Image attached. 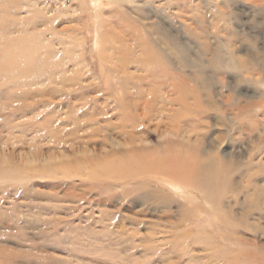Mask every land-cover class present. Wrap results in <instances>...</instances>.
<instances>
[{
	"label": "rangeland",
	"instance_id": "1",
	"mask_svg": "<svg viewBox=\"0 0 264 264\" xmlns=\"http://www.w3.org/2000/svg\"><path fill=\"white\" fill-rule=\"evenodd\" d=\"M0 5L11 26L4 36L0 26V264H264V195H254L264 189L255 179L264 174V0ZM5 39L17 50L5 51ZM108 45L153 63L122 68ZM121 104L131 116L150 105L158 120L180 121L200 158L236 167L220 211L199 196L191 205L158 175L145 185L93 181L90 167L74 165L127 140L105 128L117 127ZM149 131L140 139L153 155L189 151ZM65 161L66 176L55 170ZM136 186L148 198L137 201Z\"/></svg>",
	"mask_w": 264,
	"mask_h": 264
},
{
	"label": "bare ground",
	"instance_id": "2",
	"mask_svg": "<svg viewBox=\"0 0 264 264\" xmlns=\"http://www.w3.org/2000/svg\"><path fill=\"white\" fill-rule=\"evenodd\" d=\"M110 1L112 0H91V5L94 8H98L102 6L103 2L110 3ZM0 26L2 30L1 31L2 36L6 35V33L11 30V26L7 25L6 19L1 17H0ZM97 37L98 36H96V38ZM5 42L6 43L4 44L2 43V47L4 48L5 51H15L19 47L7 41V39H5ZM105 48H107L111 52V56H112L111 58L117 59V61L120 63L119 64L120 67L122 68L126 67L129 64V62L137 66H142V65L144 66L146 63H150V64L153 63V58H149L148 61H141V60L128 61V59L126 58V54L122 52V48H115L114 46H109V45ZM130 108L131 106L126 104L125 105L121 104L119 106L120 112L117 115V118L119 119V123L117 124L116 128L108 124L105 125L106 130L109 131L108 132L109 137H113V135L120 137L124 136L127 140H125L124 143H119L112 140L110 145L111 150L96 149L95 150L96 153H94V156L91 159L88 158V160L86 159L87 155L85 153L83 156H80L81 158L80 160H76L77 158L75 159L74 165H77L76 166L77 168H81V167L83 168L84 166L90 167L91 168L90 179L93 181L110 180V181H117L121 184L139 183L140 185H145L146 184L145 182L149 179V177L152 176L155 177L156 175H158L161 176L160 181L167 188L174 191L178 197H181L185 201L190 202L191 205L195 197L199 196L202 200H204V202L208 203L212 209L217 208L219 210L220 199H221L220 196L221 195L223 196V194L227 192L229 187H232L231 177L238 172V170H236V167L227 164H222L219 167L214 165L211 152H205V154L208 155V158L205 159L200 158L197 155V151H195L197 149L196 146L197 142L196 140H193L192 137L190 136V133L193 131L183 129L184 132L182 130H181L182 132H179L180 129L178 131V128L180 121L178 122V121L169 120L168 122H166V121L158 120V118H155V116H159V115L162 116V112L152 108L150 105L148 107L145 106L140 107L138 112L139 115L137 116L128 115L129 113L127 111ZM86 119H87L86 121L84 122L82 121L83 124L81 125L85 126V124L86 125L96 124L94 118H86ZM149 130H151L153 133L158 134L159 137L166 138L167 140L168 139L170 140L173 137L181 140V143H179L178 141L174 143H170L169 141L168 143L165 141L168 149L172 148V146L176 147L178 145L183 146V144H187L189 151L187 150L186 147H185L186 148L185 151L182 150L180 151L178 150V148H177L178 151L177 150L175 151L173 150L174 149L173 148L167 153V155H162V156L153 155L150 152L151 148L147 146L144 140L140 139L141 137L148 134ZM115 136L114 138H116ZM81 146H85V145L81 144ZM163 146L165 145L163 144ZM79 148L80 147L78 145L77 149ZM115 148L121 149L123 151H121L118 154L117 152H112L113 149ZM68 162L69 161H65V164L57 166V169L55 168L56 172L57 173L62 172V174L66 176L69 172L70 167H72L73 165L71 162L70 163ZM255 172L256 171H254V173ZM248 174L250 173H247V175ZM250 176L251 175H249L248 177ZM252 176L250 178H252ZM258 177L264 178V174H262V172L260 174H257L255 179H257ZM132 191H134V193L136 194L137 201H141L142 199L148 198V193H146V195L145 194L138 195L139 194L138 191H141V188L137 189V186L134 189H132ZM252 193H254V191ZM149 194H153V192H150ZM254 195L257 196L258 198L263 196L264 189L263 190L256 189ZM153 198L155 200H159L161 199V195L153 194ZM197 200H199V198ZM206 208L200 209L201 213L206 214L207 213ZM194 210H195L194 206H191L190 208H185L184 212L187 214L192 212L194 215ZM214 212L212 211V214ZM194 217L192 218L194 219ZM211 217L209 218V220L207 219L208 226L217 223L216 225L220 228V225H222L220 224V221L215 220L214 222L212 221Z\"/></svg>",
	"mask_w": 264,
	"mask_h": 264
}]
</instances>
